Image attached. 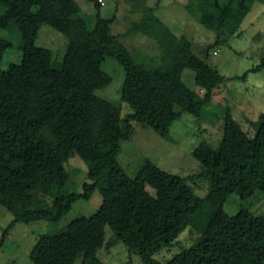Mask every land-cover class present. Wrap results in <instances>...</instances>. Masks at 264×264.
I'll return each instance as SVG.
<instances>
[{
	"label": "trees",
	"instance_id": "1",
	"mask_svg": "<svg viewBox=\"0 0 264 264\" xmlns=\"http://www.w3.org/2000/svg\"><path fill=\"white\" fill-rule=\"evenodd\" d=\"M93 2L96 21H88L77 0H0L18 19H0V60L15 47L20 36L23 60L0 69V207L13 216L4 230L19 222L47 221L58 225L73 205L89 201L98 192L109 194L124 141L132 139V122L151 127L171 140V126L190 113L199 119L212 116L209 104L225 80L206 57L195 53L193 43L178 36L151 6H145L132 30L150 36L158 44L159 61L138 60L115 50L112 33L115 15L102 18L101 2ZM255 3L264 0H187L186 9L215 35V47L227 43L226 22L244 20ZM47 24L68 39L62 61L53 51L37 45L41 27ZM115 60L123 67L121 99L131 111L98 96L108 84L103 64ZM194 73L198 90L185 77ZM264 69L261 63L244 74ZM210 116V117H209ZM249 135L227 111L218 147L202 142L194 151L201 170L197 174H172L147 161L135 177H125L114 233L126 246L130 264H161L154 256L178 244L192 227L200 236L189 248L165 264H264V215L247 209L230 216L224 205L231 194L245 199L264 192V114L253 122ZM88 166L82 193L64 189L71 175L66 165L74 155ZM157 183L156 194L147 189V178ZM209 181L205 198L195 195L189 181ZM109 224L101 206L91 216H79L66 227L39 237L30 253L32 264H95L106 242Z\"/></svg>",
	"mask_w": 264,
	"mask_h": 264
},
{
	"label": "rangeland",
	"instance_id": "2",
	"mask_svg": "<svg viewBox=\"0 0 264 264\" xmlns=\"http://www.w3.org/2000/svg\"><path fill=\"white\" fill-rule=\"evenodd\" d=\"M86 13L91 24L96 21V8L93 2L77 0ZM101 2V0H98ZM100 15L115 21L111 26L112 33L117 36L113 48L138 60L149 63L159 61L161 50L150 36L132 30L133 22L140 20L144 7L154 8L157 16L164 21L178 36H185L193 43L194 51L200 57H206L207 62L218 68L225 80L214 91V97L209 104L212 116L209 119H199L190 113H183L182 118L171 126V140H165L151 127L132 122L134 133L132 139L124 141L119 154L117 170L110 183L109 194L106 197L96 192L87 201L78 200L71 211L66 214L58 225L47 221L31 223H16L5 237L0 247V264H32L30 253L39 237L51 231L66 227L79 216H91L101 206L109 224L106 228V242L99 251L95 264H126L129 260L126 246L114 233V223L119 212L120 196L125 177H135L147 161H152L162 169L179 176L197 174L201 170L199 161L193 151L202 143L208 142L218 147L223 135L226 112H232L233 117L249 134H255L253 122L264 114V69L251 72L246 78L244 74L259 65L264 58V4L255 3L244 20L232 18L226 22L229 38L227 43L211 47L215 42L213 32L207 30L197 18L186 9L187 0H102ZM222 6L231 0H218ZM17 21L18 17L6 7H0V19ZM1 35L14 41L15 47L6 51L0 60V69L6 70L13 64L23 60L19 49L20 36L1 32ZM68 39L51 26L44 24L37 38V45L53 51L54 58L62 61L68 48ZM108 84L96 91V94L121 108L125 117L131 111L128 104L121 99V89L124 82L123 67L115 60L108 59L103 64ZM184 77L188 85L198 90L194 81V73L186 69ZM71 178L64 189L69 192L82 193L83 184L88 181V166L74 155L66 165ZM193 192L199 198H205L209 192V181L196 179L188 182ZM147 189L156 194L157 183L147 178ZM242 209H247L254 216L264 215V192L258 190L252 197L241 198L231 194L224 205L225 212L234 216ZM13 220V216L4 207H0V243L4 230ZM200 236L192 227H187L177 239L178 244L164 248L154 258L161 264L169 262L185 248L191 247ZM79 263V262H78ZM77 263V264H78ZM130 264H141L139 256H134Z\"/></svg>",
	"mask_w": 264,
	"mask_h": 264
},
{
	"label": "built area",
	"instance_id": "3",
	"mask_svg": "<svg viewBox=\"0 0 264 264\" xmlns=\"http://www.w3.org/2000/svg\"><path fill=\"white\" fill-rule=\"evenodd\" d=\"M102 4H104V2L101 0Z\"/></svg>",
	"mask_w": 264,
	"mask_h": 264
}]
</instances>
